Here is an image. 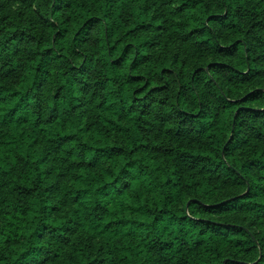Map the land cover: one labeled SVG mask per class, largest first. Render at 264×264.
<instances>
[{
	"label": "trees",
	"instance_id": "trees-1",
	"mask_svg": "<svg viewBox=\"0 0 264 264\" xmlns=\"http://www.w3.org/2000/svg\"><path fill=\"white\" fill-rule=\"evenodd\" d=\"M0 264H264V0H0Z\"/></svg>",
	"mask_w": 264,
	"mask_h": 264
}]
</instances>
